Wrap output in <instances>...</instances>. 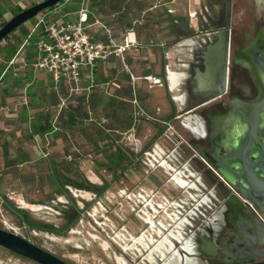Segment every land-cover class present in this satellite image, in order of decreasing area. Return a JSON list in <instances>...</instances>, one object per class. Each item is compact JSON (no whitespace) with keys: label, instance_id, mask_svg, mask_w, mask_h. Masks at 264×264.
<instances>
[{"label":"crops","instance_id":"1","mask_svg":"<svg viewBox=\"0 0 264 264\" xmlns=\"http://www.w3.org/2000/svg\"><path fill=\"white\" fill-rule=\"evenodd\" d=\"M40 1L0 0V27L18 8ZM221 6L225 9L224 3L205 0H62L41 15L69 23L77 21L83 7L93 41L106 43L110 38L116 46L128 45L122 56L111 54L93 68H83L77 93H70L63 81L55 85L48 73L33 68L34 44L42 36L36 20L16 28L0 42V193L1 187L11 188L26 175L32 182L41 173L49 176L60 163H74L68 172H82L89 160L96 163L92 172H103L118 160L137 159L146 166L138 172H172L167 173L171 187L185 190L198 203L201 188L195 182L200 176L211 185L220 180L213 172H190V152L182 169L176 163L184 145L181 140L189 144L192 137H204V116H218L214 108H204L218 98L220 28L213 22ZM192 10L196 19L188 16ZM95 19L102 26L94 24ZM149 77L160 83L152 84ZM57 116L55 126L52 121ZM34 126L43 132L33 133ZM22 132L32 141L43 138L54 144L56 138L63 139L62 151L69 154L56 160L43 158L39 147L25 152L17 146L12 151L14 143L20 145ZM131 144L136 145L135 152L139 150L138 157L132 156ZM19 159L21 163L16 162ZM38 161L46 162L44 171L36 172ZM24 164L34 172H20ZM127 170L131 172L130 165ZM2 198L0 194V204ZM248 220L241 223L249 227ZM251 241L242 250H264V236L253 232Z\"/></svg>","mask_w":264,"mask_h":264},{"label":"flooded vegetation","instance_id":"2","mask_svg":"<svg viewBox=\"0 0 264 264\" xmlns=\"http://www.w3.org/2000/svg\"><path fill=\"white\" fill-rule=\"evenodd\" d=\"M244 3L251 14V23L243 32L234 28L222 6L213 22L215 27L220 28L216 56L219 61V73L221 74L222 70L226 73V85L222 95L204 109L214 108L218 111V116H204V137H192L189 144L181 140L182 144L189 148L185 151L187 147H179L180 158L176 163V167L182 169L186 152H190V172H213L220 181L211 185L208 178L200 176L199 183L195 182L201 188L198 203L190 199L188 194L185 197L183 194L179 196L177 191L167 194L172 209L176 206L174 202L182 199V215L168 218L166 224L170 232L177 236L176 239L166 233L173 245L172 249L179 256L166 264H249L264 260V250L260 253L242 250L252 244L253 232L260 238L264 236V225L260 219L264 216V0H244ZM224 35H228L225 44ZM203 159L211 166L206 165ZM216 172L225 177V180ZM128 173L130 172H121V177L130 183ZM118 176L120 175L112 172L111 181L115 182ZM145 178L146 175L139 179L137 185L130 184L125 187L124 194H129L125 196L124 202L130 207L129 211H133L134 207L139 210L143 207L146 210L148 202L156 206L163 198L159 190L163 183L155 192L147 194ZM229 185L251 203V208L243 205ZM107 188L112 199H109V202H112L114 207L115 191L111 186ZM84 189L94 193V197L104 191L101 190L102 187L86 185ZM190 190L194 191L192 188ZM135 219V229L132 230L130 224H127L126 227L120 228L123 233L118 234L124 241L136 240L132 238H137L139 234L145 244L134 241L138 248L133 246L132 250L126 249L128 245L124 241L125 248L111 237L122 249H115L113 244L111 251L115 253L118 250L117 253L122 257L125 253L129 254L132 264H146V254L151 250H148L146 245L148 240L144 223L147 221L138 216H135ZM241 219L252 221L251 226L245 227ZM126 220L130 221L131 215L123 220L124 223ZM154 223L161 231L159 234L152 231L148 234L157 244L162 228L157 222ZM179 224L181 228H178ZM113 229L112 225L111 232L114 234ZM131 230L132 232H129ZM228 230L231 233H228ZM151 253L154 255L153 251Z\"/></svg>","mask_w":264,"mask_h":264},{"label":"rangeland","instance_id":"3","mask_svg":"<svg viewBox=\"0 0 264 264\" xmlns=\"http://www.w3.org/2000/svg\"><path fill=\"white\" fill-rule=\"evenodd\" d=\"M205 1L210 4L224 3L225 12L229 19H231L234 28L239 32H243L251 23V14L248 12V6L244 3V0ZM39 14H45V12L42 11ZM47 18L49 20V17H46V19ZM57 122V120L52 121L55 126H57ZM19 135L21 139L20 145H18L17 142L14 143L11 147L12 151H14L17 146H22L25 152L39 150L40 148L45 154L43 158L52 156L57 158L56 160L69 154V152L65 153L62 151V146H65L63 139L57 141L58 138H56V140L53 141L54 144H52L50 141L46 143L43 138H39L37 141L29 140L24 132ZM130 147L133 151L132 156L136 154L138 157L139 150L137 152L134 150L137 148L136 145L131 144ZM125 150L128 152L127 149ZM38 163L39 164L35 168L36 172H39V168L44 171L47 165L46 162L38 161ZM152 163L155 166L154 162ZM128 165L131 166V172L128 173L131 181L130 183L126 182L124 177H121V172H128ZM95 166V162L91 164L88 160L85 164V169L78 173L80 175L79 181L84 182V184L87 183L86 186L102 187L101 190L104 191L101 192L98 197H94V193L89 192L87 189H75L72 186L66 187L67 191L64 194L57 195L54 193L56 186L52 184L46 172L41 173L33 182L31 176L26 175L22 178L23 180L20 179V181L11 188L2 189L1 187V197L7 198L12 205L11 207L20 209L27 217L28 223H24V220H22L20 216L14 214L11 208L6 207L3 203L0 204V229L14 233L28 240L42 250L69 264H132L129 261V254L125 253L124 257H122L121 254L117 253L119 249L122 250L118 247L117 243L125 248L123 244L124 240L118 233H123L120 228L126 227L127 224H130L132 230L135 229L134 225L137 224L135 216H138L147 221V223H144L148 240L146 245L147 248L149 247L148 250H151L146 254L145 263L160 264L162 262L166 264L171 262V260H175L173 256L179 258L178 253L172 249L173 245L167 237V234H171L177 239L176 234L170 232V228L166 225L168 216L175 210L171 208V201L167 194L170 195V193L178 191L179 196L183 194L185 197L187 196V192L178 189L176 185L173 188L171 187L168 174L172 172H138L140 167L145 169L146 166L143 164L141 165V162L137 159H132L131 161L126 159L118 160L112 169L105 168L103 172H92ZM20 170V172H34V170H31L26 164L21 166ZM112 172L120 175L116 178L115 182L111 181ZM70 174L72 175L73 173ZM144 175H146L145 192L147 194L155 192L160 184L163 183L162 189L159 188V190H161L160 192L163 194V198L158 202L160 209H156L153 204H151L152 202H148L151 206L148 204L146 210H144L143 207L140 210L134 207L133 211H129L130 207L124 202L126 200L125 196L129 194L128 192L124 194L126 191L125 187L130 184L137 185L139 179H142ZM109 186L115 191V200H113V203L115 202L113 204L114 207H112V202H109V199H111L110 191L107 188ZM165 199H167L169 203H165ZM129 215H131V220H126L124 223L123 220ZM72 220L74 221L72 222ZM154 221L162 228L161 237L159 239L157 238V244L148 234L152 232L154 234H159L161 231L160 227H157ZM118 222L120 223L118 224ZM32 223L51 225L58 229V231L51 232L33 227V225H31ZM180 224L178 228H181ZM112 225L114 226L113 230L116 236L111 232ZM132 230L129 232H132ZM178 231L180 232L179 229ZM111 237H114L117 243L113 242ZM140 238L141 236L138 234L137 238H132L136 240L124 241L128 245L126 249L130 248L132 250L133 246L138 248L137 243L134 241L143 243L144 240L142 241ZM113 244L115 245V249H118L115 253L111 251ZM151 251L154 252V255ZM0 264L37 263L0 247Z\"/></svg>","mask_w":264,"mask_h":264},{"label":"built area","instance_id":"4","mask_svg":"<svg viewBox=\"0 0 264 264\" xmlns=\"http://www.w3.org/2000/svg\"><path fill=\"white\" fill-rule=\"evenodd\" d=\"M188 16L196 19V10L188 12ZM35 18V25L41 28L43 35L34 44L36 56L33 68L48 73L55 85L63 81L70 93L81 91L79 84L83 68L91 69L97 60L105 59L111 54L122 56L128 47L126 43L116 46L110 38L106 43L93 41L86 30L87 11L83 7L78 12L77 21L74 22L49 21L40 14ZM93 23L102 26L96 19ZM148 80L152 84L160 83L158 79L149 77ZM63 103L61 101V104ZM165 203L169 201L165 199ZM180 203L181 200L174 202L175 210L168 216L169 219L182 215L179 211L182 209ZM154 207L160 209L158 204Z\"/></svg>","mask_w":264,"mask_h":264},{"label":"water","instance_id":"5","mask_svg":"<svg viewBox=\"0 0 264 264\" xmlns=\"http://www.w3.org/2000/svg\"><path fill=\"white\" fill-rule=\"evenodd\" d=\"M60 1L61 0H42L32 6L22 9L0 27V42L4 38H6L13 30L18 28L25 22L35 18L42 11L55 6ZM223 41L224 44L228 41V35H224ZM225 85L226 73H224V71L222 70L219 78V90L217 94L218 97L222 95ZM256 116H258V114ZM256 119H258V117H256ZM203 161L206 165L211 166V164L207 160L203 159ZM216 173L220 175V178H225L219 172ZM229 187L231 188L233 193L239 196L245 207L251 208L250 202L243 198L242 195H239L231 185H229ZM260 219L264 225V216L260 217ZM0 247L12 252L13 254L29 259L37 264H68L63 260L55 257L54 255L42 250L28 240H25L24 238L3 229H0ZM249 264H264V260Z\"/></svg>","mask_w":264,"mask_h":264},{"label":"trees","instance_id":"6","mask_svg":"<svg viewBox=\"0 0 264 264\" xmlns=\"http://www.w3.org/2000/svg\"><path fill=\"white\" fill-rule=\"evenodd\" d=\"M62 1V0H61ZM60 1V2H61ZM59 2V3H60ZM58 3V4H59ZM58 4H56L55 6H57ZM34 5V4H32ZM30 5V6H32ZM53 6V7H55ZM53 7L51 8H48L44 11H47V10H50L52 9ZM22 10V8H18L16 10V12H14V15L17 14L18 12H20ZM41 15V14H40ZM36 20V18H33ZM4 24V23H3ZM1 24V26L3 25ZM16 30V29H15ZM15 30H13L11 33H13ZM10 33V34H11ZM8 38V36L6 38H4L3 40H6ZM58 121V116L57 118L55 119ZM40 125V124H39ZM32 132L33 133H39V132H43L42 131V127L38 126V127H32ZM6 153V152H5ZM8 162V165H16L15 163H21L22 160H17L16 162H13V163H10V161L6 160V163ZM72 165H74V163H71V164H61L56 167V169H53V172H50V175L48 176L50 181L52 182V184H54L56 186V189L54 191L55 194L57 195H61V194H64L67 190H66V187H70L72 186L73 188L75 189H82L85 187L86 184H84V182H80L79 181V173L78 172H68L71 167H73ZM60 169H65L67 170V172H61ZM70 173H73L72 175ZM2 201L4 203V205L6 207H10L11 208V211L16 214L17 216H20L22 220H24L23 222L24 223H28V220H27V217L25 216V214L18 208H15V207H11V203L7 200V198H2ZM74 220H72L73 222ZM31 225H33V227H37V228H40V229H44V230H47V231H51V232H57L58 229H56L54 226H51V225H46V224H35V223H32Z\"/></svg>","mask_w":264,"mask_h":264},{"label":"bare ground","instance_id":"7","mask_svg":"<svg viewBox=\"0 0 264 264\" xmlns=\"http://www.w3.org/2000/svg\"><path fill=\"white\" fill-rule=\"evenodd\" d=\"M165 244V243H164ZM167 245V244H166ZM173 259H177V257H175V256H173ZM171 261H173V260H171Z\"/></svg>","mask_w":264,"mask_h":264}]
</instances>
